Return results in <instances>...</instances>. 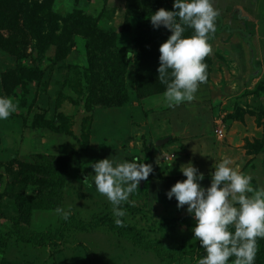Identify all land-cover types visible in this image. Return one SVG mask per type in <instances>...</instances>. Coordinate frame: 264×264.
<instances>
[{"label":"rangeland","instance_id":"obj_1","mask_svg":"<svg viewBox=\"0 0 264 264\" xmlns=\"http://www.w3.org/2000/svg\"><path fill=\"white\" fill-rule=\"evenodd\" d=\"M46 2L0 0V96L17 104L0 120V264H198L204 249L194 239L195 221L166 193L186 179L180 167L189 162L210 186L224 157L264 187V0H212L220 15L204 60L207 81L193 101L175 107L158 79L159 48L171 31L150 20L160 8L173 10L174 0H51L35 14ZM89 26L100 32L91 38L83 32ZM105 158L153 166L122 203L121 219L141 242H159L178 257L137 246L112 223L72 228L57 244L24 243L13 233L14 221L56 232L64 221L57 207L87 222L116 219L90 186L92 162ZM36 162L37 182L19 184L22 165ZM257 245L255 264H264V238Z\"/></svg>","mask_w":264,"mask_h":264},{"label":"clouds","instance_id":"obj_2","mask_svg":"<svg viewBox=\"0 0 264 264\" xmlns=\"http://www.w3.org/2000/svg\"><path fill=\"white\" fill-rule=\"evenodd\" d=\"M220 15L212 0H174L173 10L160 8L150 20L154 28L164 26L171 35L159 48L158 79L166 85L164 96L169 107L195 99L201 83L207 81L205 58L211 54L209 43L214 36ZM192 30L190 36L185 33ZM130 58L133 56L128 53ZM171 70V71H170ZM17 104L7 96H0V120H7ZM232 160L224 157L214 166L211 184L200 183L204 173L189 162L180 167L186 179L177 181L166 195L175 197L177 207L187 206L193 217L194 239L198 240L205 255L198 264H255L257 239L264 238V187H254L253 177L232 167ZM96 191L112 205L115 223L123 226L126 210L121 207L131 194L147 181L154 168L140 162H117L109 158L92 162ZM251 194V195H249ZM55 212L64 221L69 220L71 209L57 207Z\"/></svg>","mask_w":264,"mask_h":264},{"label":"trees","instance_id":"obj_3","mask_svg":"<svg viewBox=\"0 0 264 264\" xmlns=\"http://www.w3.org/2000/svg\"><path fill=\"white\" fill-rule=\"evenodd\" d=\"M50 2H51V0H47L45 5H43V6L40 5L41 7L39 6V10L38 9L35 10V14H41L40 11L43 10L44 8H46V6L48 4H50ZM167 8H170V6L168 5ZM78 16H83V18H85V19L88 18L87 14H85L84 12H83V14L80 13ZM41 18H44V17H41ZM71 18H72V14L69 15L68 18H64L67 25H68V21L71 20ZM28 19H29V17H28ZM30 26L32 29L36 28V30L34 29V31H35L36 35L38 34L37 37H38L39 47L41 45L42 48H46L47 47V45H46L47 41L43 43V39H42L41 35L39 34V32L42 33L43 27H41L38 24H36L34 26H32V25H30ZM95 29H97L100 32V30L98 28H96L95 26L93 28H92V26L91 27L89 26L86 28V32L85 31H83V32H84V34L86 33L88 36H90L92 38V36L96 35V32L98 33V31H96ZM152 31H153L152 33L150 32L151 35H156L158 33V31L156 29L152 30ZM101 35L106 36V34L103 32H101ZM0 42H1L0 46H4L3 41L0 40ZM145 55H146L147 59L149 58L150 60H153V58L155 57L156 54L152 53L150 48H147ZM7 84L9 85L8 81L6 82V86H7ZM127 96H128V93H127ZM113 99L114 98H110V97L107 98V101H109L108 105H109L110 101H112ZM110 105L115 106V103L113 102ZM42 159H44V158H42ZM44 161L47 162L49 160L44 159ZM18 162H20V161H18ZM69 164H70L69 162L63 163L64 169L67 168ZM38 172H39V168L37 166V162L34 165H31L30 163L26 164V165H22L20 171L17 173L19 184H24V183H27L28 181L29 182L36 181L35 179H37V177L39 176ZM59 174H60L59 171L52 172L53 177H56ZM0 220H1V218H0ZM115 220L116 219H114V220L111 219V220H107V221L104 220L103 222H101V221H99V222H87V221H84V220L77 218L76 215L73 213V211H71V216H70L69 220L63 221L60 228L56 232H52L49 230H38V229H35L31 224L26 223V222L24 223L21 221H18V222L14 221L12 223V231L19 238V240L21 242H24V243H38V244H42V245H45L47 243L57 244L63 240L66 232L72 228L86 229L90 226L92 227V226H95V225H98L101 223H112V224L118 226L115 223ZM118 227L123 234H132L134 236V243L139 247H142L145 249H152V250L154 249L160 256H162L164 258H174V257H176V255H177V257L180 255L179 252L176 253V251H173V250H164V248L162 247V244H160L159 242H153V243L152 242L151 243L141 242L140 238H139V236H140L139 230H137L135 228H131L126 222L123 223V226H118ZM200 255L202 257H204L205 251L203 250L200 253ZM182 257H184V255H182Z\"/></svg>","mask_w":264,"mask_h":264},{"label":"built area","instance_id":"obj_4","mask_svg":"<svg viewBox=\"0 0 264 264\" xmlns=\"http://www.w3.org/2000/svg\"><path fill=\"white\" fill-rule=\"evenodd\" d=\"M218 133L220 134V136H221V137H223V136H225V135H226V133H224V131H223V130H220Z\"/></svg>","mask_w":264,"mask_h":264}]
</instances>
